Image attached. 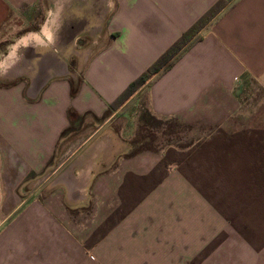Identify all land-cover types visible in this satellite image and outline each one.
Returning <instances> with one entry per match:
<instances>
[{"label":"crops","instance_id":"obj_1","mask_svg":"<svg viewBox=\"0 0 264 264\" xmlns=\"http://www.w3.org/2000/svg\"><path fill=\"white\" fill-rule=\"evenodd\" d=\"M218 1L0 0V264H109L73 225L94 214L101 239L117 212L130 234L139 220L155 235L216 220L238 237L231 263L264 264V0H227L169 69L109 109ZM140 93L153 117L209 133L139 148L119 112Z\"/></svg>","mask_w":264,"mask_h":264},{"label":"rangeland","instance_id":"obj_2","mask_svg":"<svg viewBox=\"0 0 264 264\" xmlns=\"http://www.w3.org/2000/svg\"><path fill=\"white\" fill-rule=\"evenodd\" d=\"M12 44L13 41L9 45ZM254 90L255 88L250 86L246 91L247 96H252ZM119 117L122 118L119 119V122L123 127L125 137L138 142V147L141 149L162 150L170 146L186 147L191 140L209 133L208 131L202 133L199 130L195 132L192 130L193 126L191 128V126L176 120H163L153 117L146 107L145 97L142 93L119 112ZM36 197L34 193L29 195L28 204ZM23 210L24 208L19 210L16 216ZM113 212L112 207H104L100 210L99 217L105 220ZM117 214L116 224L107 225V221L102 224L101 239L99 236L97 237L98 233L94 236L95 225L90 224V219L93 218L94 214H88L89 216L85 218V221H90H86V226L77 225V219H74L76 225H73L75 229L72 228L73 231L84 234L81 243L83 248L92 250L96 248L95 250H98L101 247L103 251L107 250V257L103 260L105 263L125 264L128 258L131 259L132 257L139 258L138 262L144 261L143 264H165V261L169 262L170 260L172 264H211L215 260H228L229 264L239 263L236 257L239 248L237 243L234 244V242H238V237L224 231L223 226L216 224V220H209L213 224L200 225L197 223L191 226L184 225L185 220L183 219L182 224L176 226V234L173 225L158 226L157 230L164 235L149 233L151 229L149 225L139 220L138 224H134V231L130 234L129 229L124 225L126 218H123L119 212ZM197 220L201 221L200 219ZM81 223L83 222L81 221ZM80 236L76 235L79 239ZM132 238L133 240H131ZM90 257L92 260L95 259L93 255ZM230 260H233V263ZM242 261L247 263L248 258L244 257Z\"/></svg>","mask_w":264,"mask_h":264},{"label":"trees","instance_id":"obj_3","mask_svg":"<svg viewBox=\"0 0 264 264\" xmlns=\"http://www.w3.org/2000/svg\"><path fill=\"white\" fill-rule=\"evenodd\" d=\"M227 0H219L203 16H201L182 36L173 43L140 77L133 81L127 89L109 105L114 112L123 107L148 81L160 72L169 69L176 58L190 45L199 39V34L205 29L226 7Z\"/></svg>","mask_w":264,"mask_h":264}]
</instances>
